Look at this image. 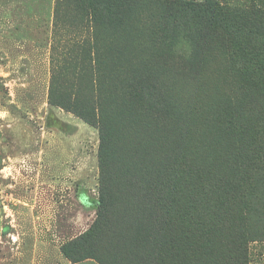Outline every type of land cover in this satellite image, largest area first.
Returning <instances> with one entry per match:
<instances>
[{
	"label": "trees",
	"instance_id": "1",
	"mask_svg": "<svg viewBox=\"0 0 264 264\" xmlns=\"http://www.w3.org/2000/svg\"><path fill=\"white\" fill-rule=\"evenodd\" d=\"M61 7L67 11H60ZM140 8L152 10L147 19L154 14L156 23L150 27L156 34L161 27L162 32L165 27L171 32L180 28L198 42L208 39L205 32L210 35L207 45L201 42L204 48L196 66L197 75H202L199 88L203 92L208 88L205 94L213 103L209 121L219 142L211 151L209 166L195 164L193 159H197L193 155L198 148L195 133L201 108L184 116L185 111L177 107L170 118L176 127L161 120L169 112L167 102L159 104L160 88L145 73L163 69L167 61H156L152 47L146 49L145 42H138L145 30L139 25ZM54 21L55 28L68 24L72 33L81 32L72 35L67 57L59 61L53 74L59 89L54 95L57 104L96 125L100 138L97 218L72 245L81 243L82 251L101 264H122V259L134 258L141 264H247L252 226L245 221L261 212L248 203L250 198L242 189L250 192L255 181L264 177V148L258 129L235 106L239 97L245 102L250 88L264 85V1L239 7L216 0H56ZM215 52L223 55L221 63L215 60ZM222 65L228 66L231 82L226 92ZM63 66L81 73L76 86L81 84L82 89L73 83L70 89L67 83L60 85L59 68ZM191 80L194 83V76ZM56 89L51 88V98ZM82 91H87L85 97ZM257 93L264 112V87ZM135 97L145 104L140 115L150 117V121L143 119L149 132L136 126L126 129L124 145L148 144L144 152L128 150L135 166L115 188L108 128L118 120L128 121ZM198 98L196 105L206 100L203 93ZM210 108L206 111L211 112ZM116 138L120 140V131ZM170 153L181 156L172 159ZM149 157L159 161L152 164ZM69 251L62 249L71 260Z\"/></svg>",
	"mask_w": 264,
	"mask_h": 264
},
{
	"label": "rangeland",
	"instance_id": "2",
	"mask_svg": "<svg viewBox=\"0 0 264 264\" xmlns=\"http://www.w3.org/2000/svg\"><path fill=\"white\" fill-rule=\"evenodd\" d=\"M216 1L248 7L252 2L256 4L264 0ZM55 3L56 0H0V264H101L97 258L82 251L81 243L72 245L97 218L100 138L96 125L87 124L58 105V98L54 96L59 92L53 82V74L58 71L56 66L67 57L72 35L81 33H72L68 24L55 28ZM60 11L67 9L61 7ZM151 12L144 8L137 10L141 18L146 16L139 20L145 30L140 33L142 37L138 42H145L147 45L142 46L146 49L152 47L156 61H167L163 69H151L145 73L160 88L157 94L159 104L167 102L170 113L163 114L161 120L170 126L173 124L170 118L177 107L185 111L184 116L194 109L196 114L201 108L195 133L199 149L193 155L197 159H193L195 164L209 166L213 159L211 151L219 142L215 127L209 121L213 103L207 98L208 92L205 94L208 88L204 92L199 88L197 81L202 75H197L196 66H199L203 44H208L210 35L204 33L208 39L202 40L206 43L201 45L197 37L180 28L171 32L165 27L167 24H163L166 31L162 32L161 27V33L156 34L154 27H150L156 23L154 14L147 19ZM215 54V60L221 63L223 55ZM221 68L225 73L222 89L226 92L230 82L228 66L222 65ZM59 75L60 85L67 83L70 89L73 83L75 88L82 89L81 84L76 86L81 76L79 71L63 66L59 68ZM52 87L56 90L51 98ZM262 87L264 85L259 84L250 88L244 95L245 102L243 96L239 97L235 107L250 120L254 125L252 128L258 129L264 148V112L260 111L257 93ZM82 92L85 97L87 91ZM200 92L206 100L196 105ZM181 99L189 102L183 103ZM143 105V101L135 97L128 121L118 120L108 128L110 144L113 153L116 152V157L112 156L113 153L108 155L115 188L123 184L128 176L126 172L135 166L136 160L128 150L144 152L147 147L148 141L129 147L124 145L128 139L125 138L126 129L136 126L149 132L147 126H143V119L150 121V117L140 115ZM224 106L228 109L227 104ZM119 131L120 140L116 138ZM170 155L172 159L181 156ZM149 158L152 164L159 161L157 157ZM259 178L250 192L242 189L245 197L250 198L248 203L261 212L251 214L245 221L246 226H252V240L248 238L247 242V264H264V228L261 227L264 177ZM64 247L69 248L71 260L62 252ZM121 263L141 264V261L122 259Z\"/></svg>",
	"mask_w": 264,
	"mask_h": 264
}]
</instances>
